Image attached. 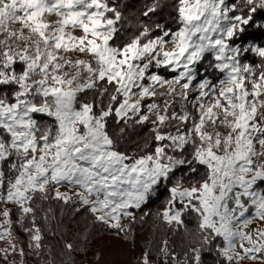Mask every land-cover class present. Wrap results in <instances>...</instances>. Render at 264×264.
Segmentation results:
<instances>
[{"label": "snow or ice", "instance_id": "obj_1", "mask_svg": "<svg viewBox=\"0 0 264 264\" xmlns=\"http://www.w3.org/2000/svg\"><path fill=\"white\" fill-rule=\"evenodd\" d=\"M163 192L132 264H264V0H0L2 264L135 246Z\"/></svg>", "mask_w": 264, "mask_h": 264}, {"label": "trees", "instance_id": "obj_2", "mask_svg": "<svg viewBox=\"0 0 264 264\" xmlns=\"http://www.w3.org/2000/svg\"><path fill=\"white\" fill-rule=\"evenodd\" d=\"M166 75L171 73L165 72ZM174 105V107L178 106ZM167 198V193L163 192L161 195L156 197L146 209L150 212V216L146 219L144 223H137L133 225V233L136 237V245L122 240L119 236L115 235H105L103 232L97 233L93 237V243L91 244V252L88 253V264H97L100 256L103 253H123L124 255L135 259L142 249L139 245L146 240L158 239L164 236V232H157L156 226L158 221L154 218V214L162 211L164 208V201ZM33 259L31 256L28 258V264H33ZM78 259H83L79 257Z\"/></svg>", "mask_w": 264, "mask_h": 264}, {"label": "rangeland", "instance_id": "obj_3", "mask_svg": "<svg viewBox=\"0 0 264 264\" xmlns=\"http://www.w3.org/2000/svg\"><path fill=\"white\" fill-rule=\"evenodd\" d=\"M77 35H79L80 33H76ZM169 47H171V45H169ZM163 75L167 76V77H171L172 74H170L169 76L166 75L165 72H162ZM179 102V101H178ZM189 110L191 111V107H189ZM255 227V225L253 226ZM3 244H0V247H3ZM16 259H20L19 257H16ZM134 259L130 258L126 255H124L123 253H103L97 264H132V261ZM0 264H2V261H0Z\"/></svg>", "mask_w": 264, "mask_h": 264}]
</instances>
